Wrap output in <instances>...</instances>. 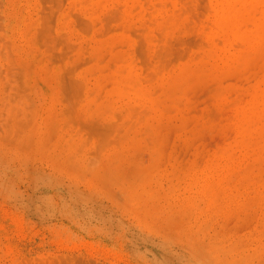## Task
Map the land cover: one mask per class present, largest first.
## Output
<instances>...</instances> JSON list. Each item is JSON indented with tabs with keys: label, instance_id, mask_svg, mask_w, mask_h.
Returning <instances> with one entry per match:
<instances>
[{
	"label": "rangeland",
	"instance_id": "rangeland-1",
	"mask_svg": "<svg viewBox=\"0 0 264 264\" xmlns=\"http://www.w3.org/2000/svg\"><path fill=\"white\" fill-rule=\"evenodd\" d=\"M0 264H264V0H0Z\"/></svg>",
	"mask_w": 264,
	"mask_h": 264
}]
</instances>
